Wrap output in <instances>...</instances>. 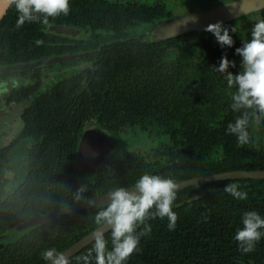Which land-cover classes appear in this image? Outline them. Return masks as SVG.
<instances>
[{"label": "trees", "instance_id": "1", "mask_svg": "<svg viewBox=\"0 0 264 264\" xmlns=\"http://www.w3.org/2000/svg\"><path fill=\"white\" fill-rule=\"evenodd\" d=\"M76 12L71 9L69 13L75 17ZM125 12L126 9H112L111 14L117 18ZM17 18L18 12L11 4L0 20V59L32 57L28 49L25 51L24 42L34 38L31 36L42 23L26 22L17 28ZM13 42L22 52L12 51ZM169 42L170 39L152 43L134 40L133 45L126 46L124 60L120 55H111L115 44H110L103 51L106 53L101 73L97 72L84 85L80 79H72L59 94L40 97L39 104L44 107L36 111L41 122L38 136L43 135L44 140L31 158L33 170L12 199V225L118 186H133L144 173L181 181L222 171L264 168V117L255 128L249 112L250 142L246 145L239 146L236 136L227 132L228 124L242 113L234 112L231 104L221 100L219 85H227L226 74L214 68L219 66L220 54L225 55L222 47L218 43L206 46V59L200 64L201 77L190 83L181 79L182 64L161 63ZM227 48L233 52L232 47ZM120 49L123 52L124 48ZM230 54L231 51L226 53L227 59L233 61ZM134 59L136 64L148 68V73L139 66L131 71L128 66L120 68L125 61ZM228 71L237 74L240 70L230 66ZM207 104H213V108ZM96 112L101 114L102 121L112 118L118 131L139 120H148L149 124L155 120L160 125L167 121L171 126V144L165 150H155L156 154L167 155L165 162L141 168L133 163L103 167L93 182L81 184L75 170L76 132ZM220 114L222 117L214 126L208 123V118ZM218 149L221 157L215 158ZM232 183L248 193L246 200H237L224 192V186ZM81 186L86 191L77 200L74 194ZM104 205L84 207L28 229L12 242V264H45L40 253L52 247L62 252L95 229L93 218ZM172 210L178 217L176 227L168 229L167 217L150 216L145 223L151 226V232L140 238L139 251L126 264H242L244 260L250 263L249 259L264 264V236L251 253L241 252L234 240L236 230L242 228L245 212L254 210L264 217V177L224 178L185 186L177 190ZM143 227L139 225L136 234ZM106 236L110 247V234L106 232ZM91 247L92 241L68 257L70 264H83L77 258L87 254Z\"/></svg>", "mask_w": 264, "mask_h": 264}, {"label": "flooded vegetation", "instance_id": "2", "mask_svg": "<svg viewBox=\"0 0 264 264\" xmlns=\"http://www.w3.org/2000/svg\"><path fill=\"white\" fill-rule=\"evenodd\" d=\"M69 4L70 10H77L75 17L69 13L67 16L61 14L58 19H49L47 25L42 23L40 30L31 36L34 38L24 42L25 51L28 49L32 57L12 59V61L0 59L2 60L0 63H12V69L0 70V264H12V242L20 238L25 231L39 224L20 226L30 219L28 218L12 225V199L17 196L23 182L33 170L31 158L36 153V146L44 140L43 135L38 136L39 123L41 122H39V118L37 119L36 111L44 107L39 104L40 97L47 94H59L63 86L72 79H80L81 84L84 85L90 78H94L97 72H102L100 70L101 61L103 54L106 53L103 51L108 45L115 44L114 49L110 50L112 51L111 55H120V58L124 60L127 57L126 46L133 45L132 41L134 40L152 43L170 39L168 43L170 45L165 49L161 63L170 66L182 64L181 79L187 81L189 77L187 63L178 61L170 54H173V50L181 45L187 37L207 32L205 29H190L169 37L153 39L149 32L150 27L156 25L159 20L168 17V9H171L165 0H69ZM112 9H126V12L124 16L115 18L111 14ZM263 10L264 6L223 22L222 25L230 27L237 20L253 13L259 15V19L254 23L258 22L260 19H264ZM70 16L74 18H70ZM54 25H62L66 29L62 28L60 31H56L53 28ZM232 34L233 52L227 46L222 49L225 55L231 51L230 56L235 62L236 68L240 70L241 57L235 53V49L241 47L243 41L249 40L251 35ZM37 39L42 40L43 44L37 46ZM209 43L217 44L214 36L202 40L203 56L197 64L198 74L194 78L189 77L190 80L187 82L195 83L200 79V64L206 59V46ZM12 44V51L22 52L20 49L17 50L18 44L15 42ZM120 47L124 48L123 52L120 51ZM225 55L221 53L220 57ZM52 58L55 60L49 63L40 62L32 66L13 67L16 64L21 65ZM136 61L135 59L132 62L125 61L120 68L127 69L128 66L131 71L135 66H139L143 72L148 73V68L136 64ZM54 70H57V73H53L50 78L45 77L48 71ZM236 72H232V74L235 75ZM234 89H229L227 85H219L221 100L224 103H232L231 94L234 93ZM69 90L70 86L66 91L69 93ZM206 106L211 107L210 104ZM55 108L65 107L64 105H55ZM211 108H213V104ZM249 112L252 114L256 128L264 116H259L260 122L257 123V116L253 114L254 110ZM221 117V114L216 118L211 116V119L208 118V123L214 126ZM100 118L101 114L98 112L92 114L76 132L75 170L81 184L88 178H91V182H93L103 167L111 168L117 165L122 167L124 163H133L141 168V166L165 162L167 155L156 154L155 150H165L171 144V126L167 121L160 125L153 120L150 125L148 120L143 122L139 120L118 131L112 124V118L105 121ZM98 128L100 133L96 130ZM86 132L91 138L90 144L86 146L87 154L81 155L78 147L82 135ZM98 137H100L99 141H97ZM107 141L110 142V146ZM107 146L108 151L103 156L98 155L97 150L106 149ZM89 151H92L91 154ZM83 159L90 160V162L86 161L88 166L82 163ZM96 159L101 160L94 165ZM91 163L93 166L90 165ZM249 262L244 260L242 264H255L252 259H249Z\"/></svg>", "mask_w": 264, "mask_h": 264}, {"label": "clouds", "instance_id": "3", "mask_svg": "<svg viewBox=\"0 0 264 264\" xmlns=\"http://www.w3.org/2000/svg\"><path fill=\"white\" fill-rule=\"evenodd\" d=\"M18 12L16 27L20 28L26 22H39L47 25L49 17L61 14L67 16L70 12L69 0H11ZM205 31L210 32L221 46L232 47L234 41L229 34V29L221 22L209 24ZM235 32V29L232 28ZM37 46L43 44L36 40ZM241 57L240 71L232 74L229 67H235V62L229 61L227 56H222L216 72L225 73L227 87L235 88L231 94V109L241 112L234 123H229L227 132L237 138L239 146L250 142L248 132L249 111L254 110L257 116H264V19L254 23L251 38L245 40L241 47L235 49ZM177 183L171 178L149 173L142 174L131 188L122 186L109 189L106 193V203L93 218L97 229L91 234L92 247L87 254L78 257L83 264H126L130 256L139 251L140 238L151 232V226L146 220L151 217H167L168 229L176 227L177 214L172 210L177 198ZM224 192L237 200H246L248 193L238 190L234 183L224 186ZM86 191L84 186L75 192L77 200L83 197ZM199 198V197H195ZM155 209L152 212V209ZM139 225H144L143 230L137 233ZM264 217L256 211L245 212L242 216V228H238L234 240L243 253H251L255 245L264 236ZM106 232L110 234L109 238ZM45 264H70L69 259L56 248H46L40 253Z\"/></svg>", "mask_w": 264, "mask_h": 264}, {"label": "water", "instance_id": "4", "mask_svg": "<svg viewBox=\"0 0 264 264\" xmlns=\"http://www.w3.org/2000/svg\"><path fill=\"white\" fill-rule=\"evenodd\" d=\"M166 1L171 6L191 5V6H201V8L200 9H185L184 12H178V13L173 12L172 9H169L170 13L168 17H165L162 20H159L156 23V25H153L150 27L149 32L151 33V31H155V29L160 24L162 25V23L164 22L166 23V26L162 27V29L160 28L158 30L159 31L158 35L156 34L153 37V39H157L159 37L161 38L169 37L172 35H176V34L189 31L190 29H205L209 24H215L217 22L223 23L233 18H236L238 16H241L245 13L258 10V8L264 6V0H166ZM10 5H11V0H0V20L6 14ZM53 28L56 31H60L64 27L62 25H54ZM54 60H55L54 58L49 59V60H39L37 62L24 63L21 65L16 64L13 67L32 66L40 62L49 63ZM8 69H12V63H7V62L0 63V70H8ZM96 130L99 132L100 129L98 128ZM90 139L91 138L89 137L88 132L82 135L81 141L78 147V151H80L79 153L81 155L87 154L88 150L86 149V146L90 144ZM108 143L110 146V142ZM102 144L105 145L106 143H102ZM97 151L99 152L98 155L103 156L104 153L108 151V146L106 147V149L101 148ZM91 152L92 151H89V154H91ZM100 160L101 159L94 160L93 164L94 165L98 164ZM86 161L90 162L89 159H83L82 163L85 166H88L89 164H87ZM93 164L91 163L90 165L93 166ZM229 177L231 178L233 177L263 178L264 168L251 169V170H248V169L229 170V171L205 174V175H200V176L184 179L182 181L176 182L178 185L177 190L185 186H188V185L202 184L207 181L216 180V179H224V178H229ZM131 187L132 186H128L126 188H131ZM106 193H101V194L89 197L87 199L75 202L73 204L64 206L62 208L53 209L47 213L34 216L28 219L26 222L22 223L20 226H27V225H33L36 223H40L42 221H46L48 219L61 216L66 213L73 212V211L79 210L84 207H91V206L105 204L107 200ZM96 229L97 227L91 230L90 232H88L87 234H85L82 238L78 239L76 242H74L72 245L67 247L64 251H62V253L67 257H70L71 255H73L83 246H85L90 241H92L91 234Z\"/></svg>", "mask_w": 264, "mask_h": 264}, {"label": "rangeland", "instance_id": "5", "mask_svg": "<svg viewBox=\"0 0 264 264\" xmlns=\"http://www.w3.org/2000/svg\"><path fill=\"white\" fill-rule=\"evenodd\" d=\"M165 2L172 9V11L176 13L184 12L185 9H200L201 8V6L177 5V4H176L177 6H171L168 4L166 0ZM169 13H170V10H169ZM258 19H259V15H257V13H253V14L248 15L245 18L237 20L235 23L231 24L230 27L227 26V28L229 29V34L231 35L232 33L234 34L242 33L244 35L250 36L254 21ZM232 28L235 29V32L232 31ZM210 37H213L212 33L210 32L187 37L186 39H184L181 45H179L176 49L173 50V54H170V56L173 55V57L176 58L178 61H183L187 63V70H188L187 72H188L189 77L194 78L197 76L198 74L197 64L203 56L202 40L206 38H210ZM53 73H57V70L48 71L45 74V77L50 78ZM189 77L187 81L190 80ZM235 90L236 89H234V92ZM213 156L215 158L221 157V150L218 149V151ZM91 181L92 179L88 178L86 181L83 180L82 182H83V185H88L89 183H91Z\"/></svg>", "mask_w": 264, "mask_h": 264}, {"label": "bare ground", "instance_id": "6", "mask_svg": "<svg viewBox=\"0 0 264 264\" xmlns=\"http://www.w3.org/2000/svg\"><path fill=\"white\" fill-rule=\"evenodd\" d=\"M164 26H166V23L164 22V23H162V25L160 24L156 29H155V31H151V33H150V35H151V37H154L156 34L158 35V33H159V29L161 28L162 29V27H164ZM99 137L97 138V141H99Z\"/></svg>", "mask_w": 264, "mask_h": 264}]
</instances>
